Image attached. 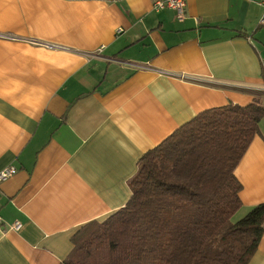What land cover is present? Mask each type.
I'll list each match as a JSON object with an SVG mask.
<instances>
[{"label": "crops", "instance_id": "1", "mask_svg": "<svg viewBox=\"0 0 264 264\" xmlns=\"http://www.w3.org/2000/svg\"><path fill=\"white\" fill-rule=\"evenodd\" d=\"M260 0H0V264H60L122 208L140 158L198 113L264 105ZM264 203V120L237 164ZM19 224L14 230L13 224ZM248 264H264V235Z\"/></svg>", "mask_w": 264, "mask_h": 264}, {"label": "trees", "instance_id": "2", "mask_svg": "<svg viewBox=\"0 0 264 264\" xmlns=\"http://www.w3.org/2000/svg\"><path fill=\"white\" fill-rule=\"evenodd\" d=\"M262 120L257 98L198 113L140 158L126 204L79 227L60 264H248L264 203L233 222L234 170Z\"/></svg>", "mask_w": 264, "mask_h": 264}, {"label": "built area", "instance_id": "3", "mask_svg": "<svg viewBox=\"0 0 264 264\" xmlns=\"http://www.w3.org/2000/svg\"><path fill=\"white\" fill-rule=\"evenodd\" d=\"M152 9L155 12L163 11V10H171L175 14V18L177 21L182 22L184 20L185 15V0H152ZM259 4L262 9H264V0H260ZM259 25L264 26V13L259 20ZM16 173V169L13 167H7L0 170V183L5 181L6 179L12 177ZM19 224L15 223L12 225L14 230L19 228Z\"/></svg>", "mask_w": 264, "mask_h": 264}, {"label": "rangeland", "instance_id": "4", "mask_svg": "<svg viewBox=\"0 0 264 264\" xmlns=\"http://www.w3.org/2000/svg\"><path fill=\"white\" fill-rule=\"evenodd\" d=\"M243 216H244V214H241V213H238V212H237V213L232 217V220H233V222H235V221L241 219Z\"/></svg>", "mask_w": 264, "mask_h": 264}]
</instances>
